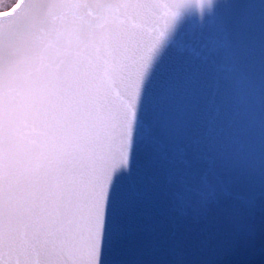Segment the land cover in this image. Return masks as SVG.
Here are the masks:
<instances>
[{"label": "snow or ice", "instance_id": "snow-or-ice-1", "mask_svg": "<svg viewBox=\"0 0 264 264\" xmlns=\"http://www.w3.org/2000/svg\"><path fill=\"white\" fill-rule=\"evenodd\" d=\"M254 35L264 50V0L0 9V264H130L121 253L169 188L206 206L221 182L196 168L199 97ZM178 92L192 98L169 129L180 166L158 142Z\"/></svg>", "mask_w": 264, "mask_h": 264}, {"label": "water", "instance_id": "water-1", "mask_svg": "<svg viewBox=\"0 0 264 264\" xmlns=\"http://www.w3.org/2000/svg\"><path fill=\"white\" fill-rule=\"evenodd\" d=\"M208 71L192 127L202 138L196 168L221 184L206 206L198 194L178 202L177 189L169 188L154 210V227L134 234L121 253L130 264H264V50L258 35L238 64ZM191 106V96L178 92L161 109L158 142L177 166L169 129Z\"/></svg>", "mask_w": 264, "mask_h": 264}, {"label": "rangeland", "instance_id": "rangeland-1", "mask_svg": "<svg viewBox=\"0 0 264 264\" xmlns=\"http://www.w3.org/2000/svg\"><path fill=\"white\" fill-rule=\"evenodd\" d=\"M11 3L13 0H0V9L7 8Z\"/></svg>", "mask_w": 264, "mask_h": 264}]
</instances>
